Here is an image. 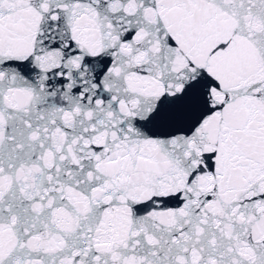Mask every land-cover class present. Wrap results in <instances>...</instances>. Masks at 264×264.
<instances>
[{"label":"snow or ice","instance_id":"snow-or-ice-1","mask_svg":"<svg viewBox=\"0 0 264 264\" xmlns=\"http://www.w3.org/2000/svg\"><path fill=\"white\" fill-rule=\"evenodd\" d=\"M0 264H264V0H0Z\"/></svg>","mask_w":264,"mask_h":264}]
</instances>
